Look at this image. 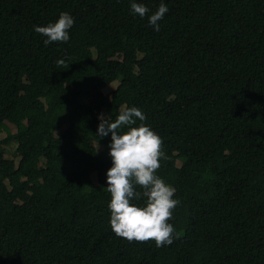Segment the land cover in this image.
Returning <instances> with one entry per match:
<instances>
[{"label": "trees", "instance_id": "16d2710c", "mask_svg": "<svg viewBox=\"0 0 264 264\" xmlns=\"http://www.w3.org/2000/svg\"><path fill=\"white\" fill-rule=\"evenodd\" d=\"M164 2L156 32L129 0H0V133L18 127L0 139V264H264V0ZM61 11L70 38L44 45L34 26ZM124 106L162 141L166 246L109 227L97 114Z\"/></svg>", "mask_w": 264, "mask_h": 264}, {"label": "clouds", "instance_id": "9594fccd", "mask_svg": "<svg viewBox=\"0 0 264 264\" xmlns=\"http://www.w3.org/2000/svg\"><path fill=\"white\" fill-rule=\"evenodd\" d=\"M129 3L132 14L144 18L149 13L147 24L153 31L160 30L159 22L168 11L164 0L151 12L142 2ZM73 23V16L61 11L54 21L34 26V31L45 37L44 45L67 42ZM97 119L96 137L110 136L107 148L111 166L105 171L104 188L110 193L107 208L111 231L129 241L152 240L156 247L171 244L175 229L169 221L179 200L175 198V188L155 172L160 160L166 158L160 136L144 123L146 117L135 106L122 107L114 119L103 114H97ZM122 126L126 131L121 130ZM135 185L142 191H136ZM140 198L143 203L135 202Z\"/></svg>", "mask_w": 264, "mask_h": 264}, {"label": "rangeland", "instance_id": "374dc122", "mask_svg": "<svg viewBox=\"0 0 264 264\" xmlns=\"http://www.w3.org/2000/svg\"><path fill=\"white\" fill-rule=\"evenodd\" d=\"M120 59L124 60L125 58L121 57ZM116 85H117V81H114L110 85L105 87L103 89V91L105 93H108L110 90L114 89L116 87ZM17 130H18V127H16L14 124H11L7 121L4 122L3 126H2L1 133H0V139L4 138L7 134H12V133L16 132ZM15 146H16L15 142H11L8 146H5V149H6L5 156L8 158H13L14 161L17 163L19 158H17L15 156ZM92 177L94 179V175Z\"/></svg>", "mask_w": 264, "mask_h": 264}]
</instances>
